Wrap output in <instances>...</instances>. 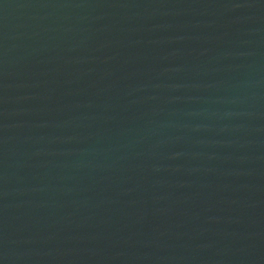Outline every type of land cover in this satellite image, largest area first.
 I'll return each instance as SVG.
<instances>
[{"label": "water", "instance_id": "1", "mask_svg": "<svg viewBox=\"0 0 264 264\" xmlns=\"http://www.w3.org/2000/svg\"><path fill=\"white\" fill-rule=\"evenodd\" d=\"M0 264H264V0H0Z\"/></svg>", "mask_w": 264, "mask_h": 264}]
</instances>
